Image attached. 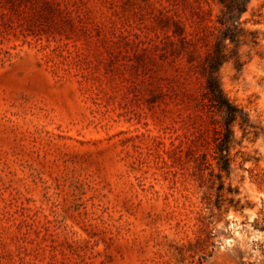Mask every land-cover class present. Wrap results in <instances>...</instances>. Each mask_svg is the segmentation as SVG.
<instances>
[{"label":"rangeland","instance_id":"rangeland-1","mask_svg":"<svg viewBox=\"0 0 264 264\" xmlns=\"http://www.w3.org/2000/svg\"><path fill=\"white\" fill-rule=\"evenodd\" d=\"M213 0H0V264H264V0L219 71L260 128L230 170L201 109Z\"/></svg>","mask_w":264,"mask_h":264},{"label":"trees","instance_id":"trees-1","mask_svg":"<svg viewBox=\"0 0 264 264\" xmlns=\"http://www.w3.org/2000/svg\"><path fill=\"white\" fill-rule=\"evenodd\" d=\"M219 7L213 34L212 55L205 70L200 107L205 111L213 126V160L219 172L230 170V149L235 142L234 125H238L243 137L257 138L260 128L235 106L222 90L219 71L228 61L240 65V47L257 44L256 32L244 28L241 17L247 12L251 0H213Z\"/></svg>","mask_w":264,"mask_h":264}]
</instances>
